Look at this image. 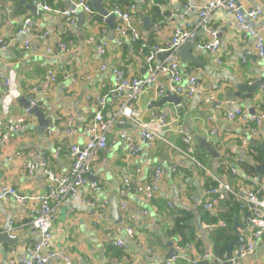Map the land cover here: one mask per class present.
Returning <instances> with one entry per match:
<instances>
[{
  "label": "crops",
  "instance_id": "1",
  "mask_svg": "<svg viewBox=\"0 0 264 264\" xmlns=\"http://www.w3.org/2000/svg\"><path fill=\"white\" fill-rule=\"evenodd\" d=\"M149 1L156 8L157 16L135 15L136 12L141 13L145 1L131 0L135 5L132 17L141 31L140 42L148 47L166 46L176 29L194 30L196 46L191 49V54L197 62L183 63L179 58L183 76L195 75L201 88L188 100H182L181 109L169 102L160 106L153 104L162 98L157 96L154 87L141 91L130 107L132 116L145 121L153 113L165 115L166 142L156 140L148 143L134 156L128 154L126 147L117 137L118 131L122 128L137 134V125L132 119L124 118L127 122L120 124L116 116L127 99L128 91L111 97L103 111L105 118L115 120L109 134L108 145L98 153L93 174L87 179L79 198L73 203L71 200H62L56 206L51 223L53 244L71 255L76 264H125L126 261H129V264H161L169 251L168 243H173L174 248L177 245V240L166 237L165 231L172 225L177 215L184 216V211L193 214L191 222L195 225V232L203 244L202 248L198 247L187 255L192 257L199 253H211L210 232L217 226L201 220L205 209L201 206L200 200L206 183L210 181V174L225 181H233L229 175L232 167L237 166L239 175L242 176L236 159L251 160L247 146L242 145V137L249 136L250 123H243L238 119L229 120L225 116L230 110L229 106L216 109L212 104L205 102L204 97L210 85L216 83L220 85L217 92L219 99L233 101L241 106L243 100L237 97L228 100V92L237 91L235 86L237 83L249 84L264 76V60L258 57L254 40L245 37L236 27L234 17L224 10L217 9L205 19L200 18L198 7L204 0ZM17 2L20 3L18 0H0V7H5V10L0 9V35L7 40L6 48L0 52V72L16 75L15 88L18 92L17 98L13 99L9 109L5 110L2 103L4 90L0 87V122L25 117L28 127L13 134L7 142L0 143V185H12L25 196H37L46 191L47 170L66 172L71 164L66 147L67 140L57 116L62 113L74 114L78 133L73 141L83 143L87 138L83 128L93 118L97 107L94 98L110 93L114 87L111 69L121 68L128 76H146L149 64L145 62V56L148 50L139 51L140 42L133 43L129 37H122L116 33L115 26L120 22L116 16L113 20V29L106 20L102 22L101 18L100 22L94 21L93 14H86L83 11L77 13L74 25H68L59 11L69 8L72 5L70 0H51L49 5L53 11L42 10L35 13L23 5L22 12L13 15ZM101 2L110 12L114 2L112 0ZM187 3H190L192 8L185 12L184 6ZM241 4L245 9L254 8L260 11L253 26L259 28L264 37V0H242ZM177 12L183 13V16L181 18L174 16ZM81 13L83 16L80 18ZM143 16H148L155 28H148L145 32L140 21ZM25 18L31 19L33 34L47 33L46 46L55 49L57 42L62 41L71 45L69 51L56 55L54 52H48L40 41L34 39L29 49L23 52L17 43L11 41V37ZM212 31L215 32V36L212 35ZM214 37L220 42L216 54L198 48L199 43L210 41ZM103 42L107 43L106 54L100 59L97 56V48ZM164 59L165 56L158 53L151 64H160ZM101 62L108 66L106 70H99ZM61 63L66 64L67 70L79 78L78 82L72 85L59 75L55 85L43 92L42 83L46 70ZM158 77L160 83L163 85L167 83V75L158 73ZM32 87L37 88V97L42 103L40 109L45 114V119L49 121L43 126L19 102L20 97L26 99L29 97ZM251 106L256 113L264 109L261 89L252 97ZM211 129H215L216 133L210 134ZM263 134L264 123L254 138L262 143ZM184 135L191 137L194 154L198 153L200 158L197 159L194 155L193 160L175 148L182 146ZM57 146H62L58 153ZM27 161L39 164L32 174L27 173L25 169ZM173 165L176 166V171L171 170ZM156 166H161L164 174L152 200L131 192L124 197L119 195L124 175L130 174L134 183L146 182ZM253 178L245 182L246 185L253 189L264 186V174ZM243 179L245 180L244 177L241 180ZM93 180L100 184L99 191L89 189V183ZM113 193L121 216V222L118 224L109 214L110 197ZM81 197L97 204L107 201L104 217L98 219L95 207L81 203ZM35 205L36 203L31 200L19 203L12 197L0 203V236L7 233L5 224L7 217H10L14 229L8 233L9 236L13 234L16 240L15 243L0 241V261L23 255L26 246L38 241V231L29 217ZM137 208L147 210L148 215H136ZM223 211L229 212L227 207H222L214 215ZM248 214L247 210L242 209L235 213L233 218L235 234L234 225L247 224ZM128 225L134 229V237H129L124 232V227ZM117 229H120L119 233ZM240 232L244 238L245 229H240ZM117 239H122L124 246L114 244ZM252 254L254 257L251 259L241 258L234 264H264V237L255 241ZM212 263L207 259L198 264ZM48 264L63 263L58 259H52ZM173 264L189 262L178 260Z\"/></svg>",
  "mask_w": 264,
  "mask_h": 264
},
{
  "label": "built area",
  "instance_id": "2",
  "mask_svg": "<svg viewBox=\"0 0 264 264\" xmlns=\"http://www.w3.org/2000/svg\"><path fill=\"white\" fill-rule=\"evenodd\" d=\"M47 0H31L36 8L44 11H53L51 5L47 4ZM147 1V0H143ZM242 0H204L203 4L198 7V15L205 19L211 12L221 9L232 15L236 22V27L243 33L245 37H251L254 40V46L258 57L264 60V37L259 28L253 26V22L258 18L260 11L254 8L245 9L241 4ZM71 6L62 9L59 13L63 16L68 25H74L77 19V13L83 11L86 14H92L93 8L90 0H70ZM192 8L190 3L184 6V11ZM135 5L132 4L127 10H121L114 7L109 13H113L120 19L119 24L115 26V31L119 36L129 37L133 43H139L141 40V31L135 24L132 11ZM176 17L181 18L183 13L177 12ZM105 21V16L102 22ZM215 36V32L212 31ZM47 37L46 32L33 34L32 21L30 18H25L16 32L12 35L11 41L17 43L23 52L30 47L31 41L34 39L40 41L48 52H54L56 55L66 53L70 49V44L59 41L55 49L45 45ZM195 37L194 30L176 29L172 32L166 46L153 45L147 47L145 43H139V51H144L148 48V53L145 56V62L149 64L148 74L144 77L128 76L125 71L118 67L111 69L114 77V87L110 93L97 95L94 99L96 101V111L93 118L84 126L83 131L86 134V140L79 144L73 141L77 135L78 129L75 125V116L73 113H62L57 116L59 124L61 125L64 137L67 140V152L71 158V164L66 172H54L47 170L45 173L46 191L37 196L22 195L12 185H0V203L5 199L12 197L15 201L23 203L31 200L36 203L29 213L32 225L36 228L39 234L38 241L26 246L24 254L16 257H9L0 264H48L52 259H58L63 264H76L71 255L66 253L63 249L55 247L52 241L51 223L55 214L56 206L64 199L76 201L81 190L87 184V179L93 174V166L97 161L98 153L105 149L108 145L109 134L114 125V118H105L103 111L111 97L120 94L123 91H128L127 99L124 101L120 110L116 113L120 124L127 122L124 118H130L137 125V134H133L125 128L118 131L117 137L126 147L128 154L134 156L140 152L141 148L156 140L166 142L164 127L167 125V119L162 113H153L148 120H139L133 117L130 109L132 103L137 99V96L144 88L154 87L158 97H163L167 93L177 94L182 100L186 101L195 95L201 88L200 83L195 75L189 74L183 76L180 66V58L178 55L180 46L190 38ZM7 40L0 35V52L6 48ZM107 43H101L97 48V56L100 59L106 54ZM198 48L209 53L216 54L220 48V42L217 38L210 41L201 42ZM167 52L162 63L152 65L158 53ZM108 66L101 62L99 70H106ZM158 73H163L168 76L167 83L163 85L159 82ZM59 75L69 81L72 85L78 82V77H75L67 70L66 64H58L56 67L48 68L45 73L44 81L42 83L43 92L51 89L57 82ZM15 74H4L0 72V87L3 88L4 94L2 103L5 110L9 109L12 100L17 98L18 92L15 88ZM220 89L219 84H212L207 89L204 101L213 105L214 108L219 109L222 106H229L230 110L225 113L229 120L238 119L243 123H250L249 136L242 137V145L249 146V138H254V135L259 131V127L264 123V109L258 113H251L247 108H243L233 101H224L217 97V92ZM29 97L27 98L29 105H37L42 107L40 99L37 97V88L30 89ZM27 111V110H26ZM28 123L25 117H18L13 121L0 122V143L7 142L10 137L17 133L26 130ZM216 130L211 129L210 134H215ZM179 152L185 154L194 160V145L192 139L188 135L182 137V146L175 147ZM62 146H57L56 152H60ZM243 158H237V163H240ZM39 164L33 161H27L25 169L27 173L32 174ZM172 171H176V166L171 167ZM231 173L239 176L238 167H232ZM164 174V169L161 166H156L150 179L146 182H133L131 175H124L122 183L119 187V195L124 197L127 193L142 195L147 200H152L157 193L158 184ZM211 180L215 185H210L203 191V197L200 204L205 210L210 212H218L221 210L227 194H232L238 203V207L242 210L248 211V220L245 227V236L243 242L232 249L230 259L226 262L232 264L237 259L245 258L254 252L255 241L264 237V186L253 189L241 180H237V184L233 185L229 181L220 179L219 177L210 174ZM255 179V178H253ZM89 189L92 191H99L100 184L97 181L89 183ZM81 203L87 206L95 207L98 219L104 217L105 207L108 206L107 201L97 204L94 201L87 200L81 197ZM125 204L122 205L124 208ZM136 215H148L145 209H136ZM219 225H224L222 221ZM13 220L7 217L5 224V231H13ZM120 229H117V233ZM124 232L129 237H134L135 231L131 226L124 227ZM9 234V233H8ZM200 238V236H197ZM10 238H14L10 234ZM117 246H124L122 239L114 241ZM176 255L161 262V264H173L178 260H187L189 264H198L200 261L210 259L212 262L223 264L224 261L209 254H196L189 257L187 254L194 250L192 244L185 246L176 245ZM125 264H129L126 261Z\"/></svg>",
  "mask_w": 264,
  "mask_h": 264
},
{
  "label": "trees",
  "instance_id": "3",
  "mask_svg": "<svg viewBox=\"0 0 264 264\" xmlns=\"http://www.w3.org/2000/svg\"><path fill=\"white\" fill-rule=\"evenodd\" d=\"M27 2L31 0H26ZM114 2L113 8L118 7L121 10H127L130 5L133 3L131 0H112ZM47 4H51V0L46 1ZM112 8V9H113ZM111 9V10H112ZM23 10V5L20 3H16L15 9H13V15L20 14ZM156 8L150 3L149 0L143 2L142 5V11L141 13L136 12L137 14H151L154 16H157ZM93 20L100 22L101 18L103 16L99 15L96 11H92ZM141 43V42H140ZM148 47V46H147ZM148 50V48H146ZM248 154L251 157V160L249 159H242V161L238 164L239 168L241 170L242 176H235L233 174H230L231 171H229V175L231 178H233V181H229L231 184L236 185L237 180L239 177L243 179V182H249L250 179L253 177L258 176V173L256 172L255 165L260 163L263 157V153L261 149L257 148L256 146L249 145L248 146ZM195 158H200L199 154L195 152ZM264 174V173H263ZM262 174V175H263ZM232 175V176H231ZM247 179V180H246ZM206 187H209L210 185H215V183L211 180L206 183ZM246 185V183H245ZM221 207H227L229 212H221V213H211L207 210L202 212L201 220L203 222H206L207 224L215 225V229H213L210 232V241H211V254L215 257L221 259L224 261L223 264H232L230 262H226L227 259V250L229 242L232 239H236L237 236L233 231V223H234V215L237 212V210H240L238 207V203L236 201V198L232 194H227L225 196V199L223 203L221 204ZM193 218V214L189 211H184V216L177 215L170 227H168L165 231L166 237L175 238L177 240V245L185 246L187 244H192L194 246V249L198 247H203L202 241L200 238H198V234L195 232V225L191 222V219ZM222 221L224 225H219L218 222ZM235 245L234 247H236ZM233 247V248H234ZM232 248V249H233Z\"/></svg>",
  "mask_w": 264,
  "mask_h": 264
},
{
  "label": "water",
  "instance_id": "4",
  "mask_svg": "<svg viewBox=\"0 0 264 264\" xmlns=\"http://www.w3.org/2000/svg\"><path fill=\"white\" fill-rule=\"evenodd\" d=\"M9 1H15V0H9ZM22 5H24L28 10H30L31 12L35 13V12H41L42 9L40 8H36L33 4L27 2L26 0H18ZM91 6L92 8L98 12L99 14L105 16V20L108 23V25L110 26L111 29L114 28L113 25V20L115 15L113 13H109V11L107 9H105L102 5L101 0H90ZM0 9L5 10V7H0ZM81 16H83V13L79 14V17L81 18ZM141 23H142V28L143 30L146 32L148 28H155V25H153L150 22V19L148 16H143L140 19ZM196 46V38H190L189 40H187L185 43H183L180 46L178 55L181 58V61L183 63H186L187 61H191V62H197V59L191 54V49L195 48ZM167 52H163L162 56H166ZM161 56V55H160ZM236 89L237 91H232L230 90L228 92V100H232L235 97L242 99V103L241 106L248 108V110L251 113H256L255 109L251 106L252 104V97L256 95V92L258 89H261L262 91V96H263V100H264V76H261L259 79L247 84V83H237L236 85ZM19 102L21 103L22 107L27 110V112L30 115H34L40 125H46L49 121L45 119V114L43 113V111L37 106H30L28 100L25 97H20L19 98ZM165 102H169V103H173L174 105L178 106L179 109H181V97L178 96L177 94H171V93H167L166 95H164L160 100H158L157 102H154L153 104L155 105H162ZM249 143L252 146H256L257 148L261 149L262 153H263V157L262 160L259 164L255 165L256 168V172L258 173V175H262L264 173V134H263V142L259 143V141L255 138H249ZM109 214L110 217L118 224L121 222V216L119 214V209H118V203L115 200V194L113 193L110 197V210H109ZM246 227V223L243 225L240 224H235L234 225V230L236 231V235L237 238L236 239H232L229 242L228 245V250H227V259H230L231 257V252H232V248L235 245L241 244L243 242V235L240 232V229ZM240 228V229H239ZM0 241H4L6 243H15V238H10L8 233H4L3 235L0 236ZM169 246V251L166 254V256L164 257V259H169L172 256L176 255L177 251L173 246V243H168ZM236 261H239V259H237Z\"/></svg>",
  "mask_w": 264,
  "mask_h": 264
},
{
  "label": "rangeland",
  "instance_id": "5",
  "mask_svg": "<svg viewBox=\"0 0 264 264\" xmlns=\"http://www.w3.org/2000/svg\"><path fill=\"white\" fill-rule=\"evenodd\" d=\"M252 257H254L253 254H252V255H248L247 257H245L246 259H245V258H244V259H245V260H249V259H251ZM244 259H243V260H244ZM212 264H220V263L213 262Z\"/></svg>",
  "mask_w": 264,
  "mask_h": 264
}]
</instances>
